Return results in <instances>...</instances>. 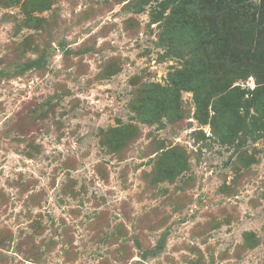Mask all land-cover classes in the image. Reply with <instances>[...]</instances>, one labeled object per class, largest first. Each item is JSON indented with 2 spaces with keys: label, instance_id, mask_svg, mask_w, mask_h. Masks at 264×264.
I'll return each mask as SVG.
<instances>
[{
  "label": "rangeland",
  "instance_id": "obj_1",
  "mask_svg": "<svg viewBox=\"0 0 264 264\" xmlns=\"http://www.w3.org/2000/svg\"><path fill=\"white\" fill-rule=\"evenodd\" d=\"M0 264H264V0H0Z\"/></svg>",
  "mask_w": 264,
  "mask_h": 264
},
{
  "label": "trees",
  "instance_id": "obj_2",
  "mask_svg": "<svg viewBox=\"0 0 264 264\" xmlns=\"http://www.w3.org/2000/svg\"><path fill=\"white\" fill-rule=\"evenodd\" d=\"M247 76V74H243V76L242 77H246ZM235 88H237V87H235ZM219 90H218V92H222V93H224V94H228V92L230 91V90H233L234 89V87L233 88H231V83H229L227 86H220L219 88H218ZM240 90V89H239ZM257 91V90H256ZM256 91H254V90H249V89H241L239 92H240V97H239V101H235L234 103H232V105L231 106H227V108H228V112L229 113H231L232 115H234V116H238V114H239V111L244 107L245 109H250L251 108V106H252V103H254L255 102V100L254 99H250V98H246V99H244V102H243V106H241L240 105V100L244 97V96H246V95H252V94H254ZM226 98V97H225Z\"/></svg>",
  "mask_w": 264,
  "mask_h": 264
}]
</instances>
